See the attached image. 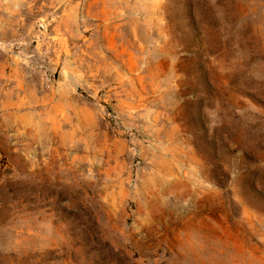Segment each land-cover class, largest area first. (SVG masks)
<instances>
[{
	"label": "rangeland",
	"instance_id": "1",
	"mask_svg": "<svg viewBox=\"0 0 264 264\" xmlns=\"http://www.w3.org/2000/svg\"><path fill=\"white\" fill-rule=\"evenodd\" d=\"M0 264H264V0H0Z\"/></svg>",
	"mask_w": 264,
	"mask_h": 264
},
{
	"label": "water",
	"instance_id": "2",
	"mask_svg": "<svg viewBox=\"0 0 264 264\" xmlns=\"http://www.w3.org/2000/svg\"><path fill=\"white\" fill-rule=\"evenodd\" d=\"M65 77H66V75H65L64 70L60 69L59 73H58V83L59 84L62 83L65 80Z\"/></svg>",
	"mask_w": 264,
	"mask_h": 264
}]
</instances>
